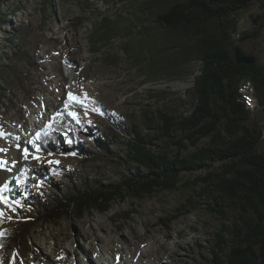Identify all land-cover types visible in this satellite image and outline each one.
<instances>
[{
    "label": "rangeland",
    "instance_id": "374dc122",
    "mask_svg": "<svg viewBox=\"0 0 264 264\" xmlns=\"http://www.w3.org/2000/svg\"><path fill=\"white\" fill-rule=\"evenodd\" d=\"M163 5L162 0H0V149L5 150L0 151V161L5 162L0 167V186L6 185L8 196L17 199L30 195L33 201L57 195L65 198L68 189L81 181H120L122 174L134 170L127 152L133 137L132 123H139L143 133L153 138L155 152L169 157L178 151L188 156L197 148L212 145L209 137L200 138L195 146L185 140L179 150L175 140L183 132L173 129L169 136L162 134L158 126L161 121L155 117L152 124L149 119L158 110L178 119L188 116L194 80L201 71L200 60L173 61L179 34L159 23ZM260 11L257 0L239 11L234 37L258 64L264 65V20L257 39L252 41L244 33L251 30L252 17ZM102 17L118 22V29L110 43L93 52L91 35ZM18 22L29 24L33 30L26 48L32 50L38 41L33 53L37 65L30 69L34 91L29 97L11 70L26 68L32 58L30 52L25 58L15 55L20 39ZM69 92L81 97L87 93L90 101L84 106L68 102ZM64 112H75L76 117H72L81 125L74 139L62 137V147L75 153L53 154L50 148L37 153L36 133L45 130L53 116ZM250 118L261 128L259 149H264V107L258 104ZM105 138L109 140L108 151L100 148ZM24 149H28V158ZM139 170L146 172L142 167ZM209 172L218 174L220 163L208 161L197 169L182 171L175 189L155 191L142 199H117L104 213L91 209L81 219L65 215L54 223H40L33 233L26 264H72L73 259L89 264L73 232L80 226L91 235V223L108 232L101 245L94 239L85 242L88 255L94 259L116 248L123 260L153 264L156 258L149 261L140 252L149 249L151 257L162 256L178 234L177 240H189L185 253L193 259L187 257L188 262L213 264L221 224L231 226L238 209L217 189L216 180L206 178ZM215 203L225 207V220L209 208ZM30 208L26 201L19 210L28 214ZM122 235L135 246L121 241ZM55 236L64 251L57 257ZM173 257L176 259L175 254ZM113 262L119 263V257ZM174 262L184 264L178 258Z\"/></svg>",
    "mask_w": 264,
    "mask_h": 264
},
{
    "label": "trees",
    "instance_id": "16d2710c",
    "mask_svg": "<svg viewBox=\"0 0 264 264\" xmlns=\"http://www.w3.org/2000/svg\"><path fill=\"white\" fill-rule=\"evenodd\" d=\"M162 1L159 23L179 34L175 44L178 52L173 61L200 60L201 71L194 80L188 116L178 119L158 110L149 119L152 124L155 117L161 121L158 126L162 134L169 136L173 129L183 132L175 140L179 150L184 148L185 140L195 146L200 138L209 137L212 145L197 148L188 156L178 151L169 157L155 152L153 138L143 133L139 123H132L133 137L127 143V152L134 170L122 174L120 181L104 183L95 179L84 184L81 181L80 185L68 189L65 198L57 195L34 201L30 195L15 199L0 191V196L8 198L7 203L0 202V213H3L0 215V264H26L32 251L33 233L40 223H54L65 215L81 219L91 209L107 212L117 199H142L155 191L175 189L182 171L197 169L208 161H218L220 172H209L206 178L216 180L217 189L238 209V217L231 226L221 224L213 264H264V149H259L262 132L250 118L251 112L238 100V86L244 79L251 80L256 95L264 98V65L257 61L237 63L234 56L239 11L248 9L254 0ZM257 1L261 11L252 17L251 30L244 32L252 41L259 37L264 20V0ZM16 28L20 39L15 55L25 58L30 52L32 58L26 68L11 70L20 89L29 97L34 91L30 69L37 65L33 53L38 41L32 50L26 48L33 30L24 22H18ZM117 29L118 22L102 17L91 35L92 51L97 52L102 45L110 43ZM62 67L59 64L61 74ZM80 127L67 112L53 116L47 128L37 132L39 137L36 133L34 150L42 154L50 148L53 154L71 155L75 151L62 147V137L74 139ZM108 146L109 140L105 138L100 148L108 151ZM140 167L146 172H141ZM26 201L31 208L28 214H21L19 207ZM209 208L222 221L226 219L225 207L215 203Z\"/></svg>",
    "mask_w": 264,
    "mask_h": 264
},
{
    "label": "bare ground",
    "instance_id": "6f19581e",
    "mask_svg": "<svg viewBox=\"0 0 264 264\" xmlns=\"http://www.w3.org/2000/svg\"><path fill=\"white\" fill-rule=\"evenodd\" d=\"M23 173H24V170H21L20 175L21 176L24 175ZM91 228L93 229V233L91 235L87 231L82 229L80 226H77L73 232V234L77 237V243H78L77 245L83 247L84 253L87 256V262L89 264H99L98 262H100V264H120V262L122 264H134L132 261H129L127 259L123 260L122 255L117 252L116 248L107 249L105 252L108 255H106V253H104V252H101L100 254L97 255L96 259L89 256L88 255V249L89 248H88V246H85V242L91 241L92 239H94L95 241H97L99 243V245H101L104 241V237L108 236V232L104 227H102L100 229L96 226L95 223H91ZM98 229L101 230L100 233L97 232ZM144 235L145 234L141 235L142 241L144 240ZM162 235L166 238L171 239L168 232H163ZM68 236H70V235H68ZM177 237H178V234H176V237L172 240V242H170V244L166 245V251L163 252L162 256L159 255V257L158 256L155 257L156 255H154V257H151V255H150L151 250H149V249L141 251L140 254L144 257H147L149 261H152L153 259L156 258L157 262L156 263L154 262L153 264H175L174 261H176L177 258H178V260L181 259L184 262V264H193L192 261L188 262V260L186 259L187 257H190L193 259V257H191L190 255L185 253V251H187L186 245H187L189 240L187 238H183V240H177ZM55 239H56L55 240V246L53 247L54 249L53 248L52 249L54 250L55 253H57V255L55 256V257H57V256L63 254L64 251L60 249V241L57 240L58 236L57 237L55 236ZM119 239L121 241H125L126 243H129L132 247L135 246V242H129L128 239L124 235H122L121 238H119ZM152 240L154 242L155 238L153 237ZM155 254H156V252H155ZM173 254H175L176 259L173 257ZM114 257H119V263L113 262ZM72 264H80V262L77 259H73Z\"/></svg>",
    "mask_w": 264,
    "mask_h": 264
},
{
    "label": "built area",
    "instance_id": "2783aa9c",
    "mask_svg": "<svg viewBox=\"0 0 264 264\" xmlns=\"http://www.w3.org/2000/svg\"><path fill=\"white\" fill-rule=\"evenodd\" d=\"M238 100L250 112H253L258 108L255 86L251 80L244 79L240 82L238 86Z\"/></svg>",
    "mask_w": 264,
    "mask_h": 264
},
{
    "label": "snow or ice",
    "instance_id": "6c2138e0",
    "mask_svg": "<svg viewBox=\"0 0 264 264\" xmlns=\"http://www.w3.org/2000/svg\"><path fill=\"white\" fill-rule=\"evenodd\" d=\"M89 101H90V98L87 96V93H84L82 95V97L81 96L74 95L71 92L68 93V102H75V103H79L82 106H84V105H86V102H89ZM65 107L66 108L68 107V103L67 102L65 104ZM57 115H59V113H57ZM69 115H72L73 117H76L77 114L75 112H70ZM37 137H39V133H37ZM0 151H5V150L4 149H0ZM23 154H24V157L25 158H28V155H29L28 149H24V153ZM34 158L38 159V157H34ZM4 163L5 162L0 161V167H2ZM5 187H6V185L5 186H0V191H3ZM0 202L7 203L8 202V198L5 197V196H0ZM12 203L18 205L19 204V201H13ZM11 206L12 205L9 204V207H11ZM0 215H3V213H0Z\"/></svg>",
    "mask_w": 264,
    "mask_h": 264
},
{
    "label": "water",
    "instance_id": "95a60500",
    "mask_svg": "<svg viewBox=\"0 0 264 264\" xmlns=\"http://www.w3.org/2000/svg\"><path fill=\"white\" fill-rule=\"evenodd\" d=\"M234 56L237 63L250 64L256 60L255 56L251 52L246 51L245 47L241 44L236 45Z\"/></svg>",
    "mask_w": 264,
    "mask_h": 264
},
{
    "label": "crops",
    "instance_id": "0c3cea01",
    "mask_svg": "<svg viewBox=\"0 0 264 264\" xmlns=\"http://www.w3.org/2000/svg\"><path fill=\"white\" fill-rule=\"evenodd\" d=\"M256 97H257V101H258V104L260 105V107H264V98H260V97H258V95H256ZM260 99H262L263 102H261Z\"/></svg>",
    "mask_w": 264,
    "mask_h": 264
}]
</instances>
